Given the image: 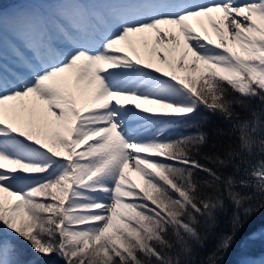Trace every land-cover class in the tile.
Returning a JSON list of instances; mask_svg holds the SVG:
<instances>
[{"label": "snow or ice", "instance_id": "6c2138e0", "mask_svg": "<svg viewBox=\"0 0 264 264\" xmlns=\"http://www.w3.org/2000/svg\"><path fill=\"white\" fill-rule=\"evenodd\" d=\"M46 2L0 8V264H196L223 217L219 264L264 209V0Z\"/></svg>", "mask_w": 264, "mask_h": 264}, {"label": "trees", "instance_id": "16d2710c", "mask_svg": "<svg viewBox=\"0 0 264 264\" xmlns=\"http://www.w3.org/2000/svg\"><path fill=\"white\" fill-rule=\"evenodd\" d=\"M21 0H0V8L6 9L13 3H18ZM209 114L201 111L199 117L196 118L197 121L201 120L203 117L208 116ZM219 123L216 117H210L209 123L205 124L204 130L208 131L210 135H212L213 140H216L217 137L213 132V128ZM197 129L195 127H191L188 124H185L177 129L176 132H173L172 135H176L178 133L190 134L195 133ZM239 131L237 130L234 133L233 138L238 139ZM220 139L226 140V137H221ZM204 162V161H202ZM264 227V209L256 212L251 216L250 219L244 224L243 228L237 233L236 238L232 244V246L224 252L220 253L219 264H236L235 259L233 258V254L239 250L240 243L244 242L247 238H249L250 234L254 233L255 230H261ZM231 231V227L227 222V218H221L218 226L215 229L214 235L208 239L206 245L197 250L196 256V264H200L201 261L205 260L206 257L214 250L218 237L223 233H229ZM7 239H11L23 252L21 259L27 262V264H63V261L58 258L56 255H51L49 257L38 256L35 252L32 251L30 246L22 240H18L16 238L5 236ZM256 246H260L257 244Z\"/></svg>", "mask_w": 264, "mask_h": 264}, {"label": "rangeland", "instance_id": "374dc122", "mask_svg": "<svg viewBox=\"0 0 264 264\" xmlns=\"http://www.w3.org/2000/svg\"><path fill=\"white\" fill-rule=\"evenodd\" d=\"M11 5L14 6L6 11H28L54 7V5L47 3L46 0H21ZM5 33L7 34V29H5ZM131 175L134 180L139 182V178L135 173ZM254 234H250L249 238L244 240L242 244L240 243L239 250L233 254L236 264H261V262H264V227L260 231L255 230ZM5 236L13 237L7 233H4ZM257 244L260 246H256Z\"/></svg>", "mask_w": 264, "mask_h": 264}]
</instances>
